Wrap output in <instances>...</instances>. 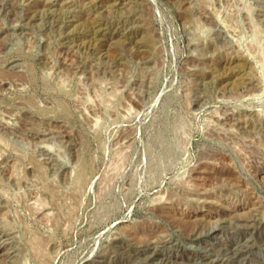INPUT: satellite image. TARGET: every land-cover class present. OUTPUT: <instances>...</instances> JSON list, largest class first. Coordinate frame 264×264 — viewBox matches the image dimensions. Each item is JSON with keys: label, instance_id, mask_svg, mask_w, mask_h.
<instances>
[{"label": "rangeland", "instance_id": "rangeland-1", "mask_svg": "<svg viewBox=\"0 0 264 264\" xmlns=\"http://www.w3.org/2000/svg\"><path fill=\"white\" fill-rule=\"evenodd\" d=\"M0 245L264 264V0H0Z\"/></svg>", "mask_w": 264, "mask_h": 264}, {"label": "bare ground", "instance_id": "bare-ground-1", "mask_svg": "<svg viewBox=\"0 0 264 264\" xmlns=\"http://www.w3.org/2000/svg\"><path fill=\"white\" fill-rule=\"evenodd\" d=\"M2 251V245H0V252ZM215 251V250H214Z\"/></svg>", "mask_w": 264, "mask_h": 264}]
</instances>
